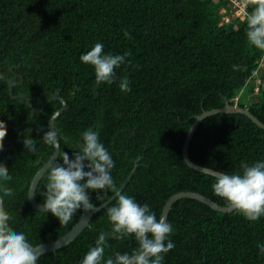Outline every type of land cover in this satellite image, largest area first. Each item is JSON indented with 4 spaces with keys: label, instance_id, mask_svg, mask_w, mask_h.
<instances>
[{
    "label": "trees",
    "instance_id": "16d2710c",
    "mask_svg": "<svg viewBox=\"0 0 264 264\" xmlns=\"http://www.w3.org/2000/svg\"><path fill=\"white\" fill-rule=\"evenodd\" d=\"M228 3L0 0V121L7 127L0 164L12 177L4 183L13 195L3 200L14 230L35 247L65 235L82 210L64 225L30 203L31 182L54 152V146L42 140L48 131L44 128L62 103L52 101L44 111L33 112L26 101L10 95L12 81L13 93L26 94L36 109L56 93L66 101L55 122L60 142L55 162H62L64 153L71 157L78 151L82 133L91 128L114 162L111 176L118 189L139 164L121 193L148 205L158 220L166 201L182 191L201 193L226 206L212 191L215 177L186 163L183 144L196 116L226 104L249 108L264 123V51L246 40L252 7L226 21L221 9ZM96 43L104 45V54L129 53L115 69L114 81L99 86L94 68L80 61ZM124 78L128 92L119 87ZM27 134L36 142L35 152L24 149ZM189 153L198 165L240 173L242 163L264 162V130L243 114H216L200 124ZM46 182L47 172L35 192L41 204ZM89 195L99 206L113 193L106 191L100 200L95 192ZM115 203L95 213L70 244L43 254L36 264H80L99 234L111 231L107 208ZM167 223L172 232L165 244L171 241L175 247L162 254V264H264L259 247L264 245V216L250 222L236 211L218 212L187 198L173 205ZM137 246L132 236L109 238L101 264Z\"/></svg>",
    "mask_w": 264,
    "mask_h": 264
},
{
    "label": "clouds",
    "instance_id": "9594fccd",
    "mask_svg": "<svg viewBox=\"0 0 264 264\" xmlns=\"http://www.w3.org/2000/svg\"><path fill=\"white\" fill-rule=\"evenodd\" d=\"M226 1L231 3L232 0ZM243 1L252 7L246 17L247 43L264 51V0ZM228 7L227 4L222 9ZM124 35L128 37L129 33L125 32ZM103 49L102 43H96L90 51L80 56L83 64L94 68L95 83L98 86L112 83L115 69L129 55L104 54ZM234 70H239L238 66H234ZM119 87L122 92L131 90L127 78L121 80ZM6 136V124L0 121V151L3 150ZM42 140L47 145L55 146L59 140V132L52 127L44 132ZM23 146L30 152L37 150L35 140L29 138L28 134L23 139ZM78 148L71 157L64 153L62 162H49L42 212H50L60 224L67 225L77 211L92 213L98 210L91 202L90 192L97 193V199L100 200L110 190L116 201L115 205L107 208L111 231L99 234L95 246L89 249L80 264H101L108 239L122 240L129 236L135 238L138 246L130 253H116L105 264H162V254L175 247L171 241L165 244L172 232L171 225L163 218L158 220L148 205L141 206L132 197L119 191L111 176L114 162L99 141L97 131L89 128L83 132ZM11 179L8 168L0 164V264H36L37 249L23 232L13 229L10 225L12 218L4 207L3 197L13 195V190L6 187L4 182ZM212 191L225 202L229 211L234 210L246 220L256 222L264 216V162L252 165L242 163L240 173L216 172ZM259 247L264 252V245Z\"/></svg>",
    "mask_w": 264,
    "mask_h": 264
},
{
    "label": "water",
    "instance_id": "95a60500",
    "mask_svg": "<svg viewBox=\"0 0 264 264\" xmlns=\"http://www.w3.org/2000/svg\"><path fill=\"white\" fill-rule=\"evenodd\" d=\"M10 81H12V79ZM15 84L16 83H14L13 81L10 84V88H9L10 95L13 97V99H22V100L26 101L28 106L31 108V110L33 112L44 111L46 109L47 105L52 101H60L62 103V107L60 109H58L53 114V116L49 120L48 125L44 129L49 131L52 129V127L55 128L56 120L58 119V117L64 111V109L66 107V101L64 99H62L61 97H59V93H56V95H54L53 97L43 101L41 103L40 109H36L34 107V105L31 103L30 98L26 94L19 93V94L15 95L13 93V86ZM262 88L264 91V81H263ZM231 113H239V114H243V115L247 116L249 119H251L254 122V124H256L259 128L264 130V123L262 121H260L256 116H254L250 112L249 108H242L237 104H233V105L226 104L225 106H223L221 108H215L212 110H204L200 115L195 117V121L192 124L191 129L189 130V132L185 138L184 144H183V156H184L186 163L191 168H193L199 172H202L204 174L212 175L214 177H215V173L219 172V171H216L214 169L206 168L204 166L198 165L194 161H192V159L190 158L189 147H190L191 140H192L196 130L198 129L200 124L203 122V120H205L206 118H208L210 116L216 115V114H231ZM59 154H60V142L58 140V143L54 146L53 154L51 155L49 160L43 164L41 169L36 173L35 177L33 178L32 182H31V185L29 187L28 196H29L30 203L32 204L33 208L39 212H42L43 209H41L42 204L36 199V193L35 192H36L37 186H38L40 180L42 179V177L44 176V174L47 172L49 162L50 161L55 162L56 159L58 158ZM138 167H139V164H136L135 167L133 168V170L131 171L130 175L127 177V179L121 185V187L119 189L120 192H122L124 190V188L126 187L128 182L132 179V177H133V175L136 172ZM187 198L198 200V201L206 204L207 206H209L210 208H212L213 210L218 211V212L231 213L234 211V210L229 211L226 206L219 205L218 203L214 202L213 200L204 196L201 193L194 192V191H182V192H178V193L172 195L166 201L164 208H163V211H162V214H161V218H163L167 222L168 215H169L170 211L172 210L173 205L177 201L182 200V199H187ZM114 199L115 198H114V194H113L107 201H104L99 206H97L98 210L95 212L88 213V212H85L82 210V215H81L79 221L65 235H63V236H61L55 240L38 244L35 247L33 246L34 248L37 249V256H38L37 260L43 254H46L49 252H55L56 250L70 244L73 240L76 239V237L85 228H87L89 226L90 220L93 217V215L95 213H97L99 210H101L102 208H104L106 205H108L110 202H112Z\"/></svg>",
    "mask_w": 264,
    "mask_h": 264
},
{
    "label": "built area",
    "instance_id": "2783aa9c",
    "mask_svg": "<svg viewBox=\"0 0 264 264\" xmlns=\"http://www.w3.org/2000/svg\"><path fill=\"white\" fill-rule=\"evenodd\" d=\"M246 8H247V5L244 3V1L232 0L231 5L228 7V9L223 8L221 11L222 13L227 15L225 17V20L229 21L232 17H236L239 15H245Z\"/></svg>",
    "mask_w": 264,
    "mask_h": 264
},
{
    "label": "rangeland",
    "instance_id": "374dc122",
    "mask_svg": "<svg viewBox=\"0 0 264 264\" xmlns=\"http://www.w3.org/2000/svg\"><path fill=\"white\" fill-rule=\"evenodd\" d=\"M228 5L229 6L231 5L230 1H229ZM263 64H264V62H263ZM259 83H260V81H258V79H256V84L259 85ZM256 92H258V88L256 89Z\"/></svg>",
    "mask_w": 264,
    "mask_h": 264
}]
</instances>
